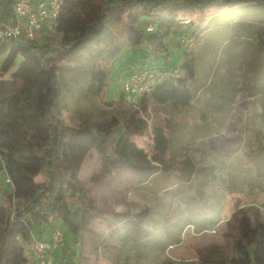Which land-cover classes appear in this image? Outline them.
Masks as SVG:
<instances>
[{
  "label": "trees",
  "instance_id": "trees-1",
  "mask_svg": "<svg viewBox=\"0 0 264 264\" xmlns=\"http://www.w3.org/2000/svg\"><path fill=\"white\" fill-rule=\"evenodd\" d=\"M13 1L0 0V23L14 21ZM249 6L257 19L234 15L217 28L224 33L220 45L247 37L264 56V0H62L55 25L45 26L40 38L0 41V73L10 72L9 80L0 79V176L9 180L0 184V264H36L16 238H41L46 229L62 227L79 244L88 224L101 214L79 181L89 152L110 169L129 167L143 175L125 156L130 138L143 135L142 129L131 128V115L146 112L149 103L168 105L185 79L196 77L192 51H182L177 63L168 62L170 39L190 29L185 40L193 44L214 17ZM147 24L152 31H146ZM125 50L141 53L138 71L164 73L138 110L124 105L121 92L119 100H105L111 67ZM160 58L163 66L152 68ZM93 85L106 108L94 123L71 124L66 116L88 99ZM253 124L245 147L258 179L264 158L258 156ZM29 126L39 129L30 133ZM167 168L148 177L141 188L157 195L190 183L195 173L187 159ZM230 263L264 264V223L243 227L240 221ZM68 264L84 262L77 256Z\"/></svg>",
  "mask_w": 264,
  "mask_h": 264
},
{
  "label": "rangeland",
  "instance_id": "rangeland-1",
  "mask_svg": "<svg viewBox=\"0 0 264 264\" xmlns=\"http://www.w3.org/2000/svg\"><path fill=\"white\" fill-rule=\"evenodd\" d=\"M234 15L257 19L249 6L214 17L193 44L185 41L190 29L170 39L168 62L192 51L195 80L185 79L168 105L149 103L146 112L131 115V128L143 135L130 138L125 156L143 175L129 167L110 169L89 152L79 181L101 214L79 244L65 234L66 247L51 254L53 264H68L77 256L84 264H231L240 221L243 227L264 223V172L257 179L245 147L253 121L258 156L264 158V56L247 37L220 45L224 33L217 28ZM140 56L125 50L113 62L106 101L119 100L123 81L141 67ZM162 63L157 59L152 68ZM9 75L0 73V79ZM105 108L93 85L88 99L66 119L91 124ZM28 129L33 133L39 127ZM186 159L195 167L190 183L157 195L141 188L148 177ZM0 184L5 185L2 176Z\"/></svg>",
  "mask_w": 264,
  "mask_h": 264
},
{
  "label": "built area",
  "instance_id": "built-area-1",
  "mask_svg": "<svg viewBox=\"0 0 264 264\" xmlns=\"http://www.w3.org/2000/svg\"><path fill=\"white\" fill-rule=\"evenodd\" d=\"M62 4V0H14L12 23H0V41L13 38H23L34 41L41 37L45 26H53ZM151 24H147L146 31H152ZM192 44L193 40L187 39ZM178 73V72H177ZM164 75L158 70L131 71L121 86L124 105L131 110H138L141 99L151 91L157 78ZM5 182L9 180L6 178ZM16 241L26 258L36 264H53L51 254L66 247L65 233L60 228L52 230L49 240L38 238L30 234L27 239L17 237ZM195 264H205L195 260Z\"/></svg>",
  "mask_w": 264,
  "mask_h": 264
},
{
  "label": "crops",
  "instance_id": "crops-1",
  "mask_svg": "<svg viewBox=\"0 0 264 264\" xmlns=\"http://www.w3.org/2000/svg\"><path fill=\"white\" fill-rule=\"evenodd\" d=\"M51 233H52V230L50 229L43 230L41 231L40 237L42 239L49 240Z\"/></svg>",
  "mask_w": 264,
  "mask_h": 264
}]
</instances>
